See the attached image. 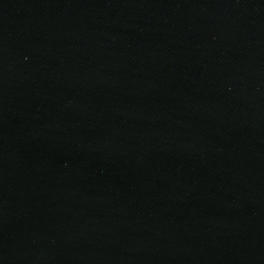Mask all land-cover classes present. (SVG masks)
Segmentation results:
<instances>
[{
  "label": "water",
  "instance_id": "1",
  "mask_svg": "<svg viewBox=\"0 0 264 264\" xmlns=\"http://www.w3.org/2000/svg\"><path fill=\"white\" fill-rule=\"evenodd\" d=\"M0 264H264V0H0Z\"/></svg>",
  "mask_w": 264,
  "mask_h": 264
}]
</instances>
